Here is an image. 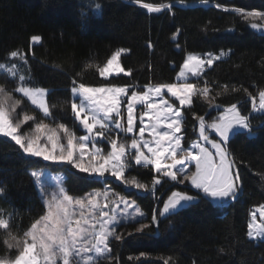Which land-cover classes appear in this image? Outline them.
<instances>
[{"label": "trees", "instance_id": "16d2710c", "mask_svg": "<svg viewBox=\"0 0 264 264\" xmlns=\"http://www.w3.org/2000/svg\"><path fill=\"white\" fill-rule=\"evenodd\" d=\"M144 2H171L174 15L167 11L150 13L133 0H0V63L10 61L8 54L12 50L27 53L30 80L26 86L48 89L51 107L57 101L68 99L65 72L69 69L79 73V79L88 84L98 86L110 82L142 88L147 83L175 82L189 53L230 49L226 59L215 62L202 77L192 82L200 86L207 81L212 95L221 92L216 103L224 107L241 104V112L250 114V97L243 88L257 97L259 91L264 90V32L253 29L251 24H264V19H245L237 12L223 11L214 5L264 12V0H208L207 4L202 0H185L189 5L186 7L176 5L177 0ZM96 3L101 4L99 12L95 10ZM177 28L180 35L173 40ZM32 36H39L40 42L33 43ZM149 40L152 49L147 47ZM120 48L131 50L122 55L121 65L126 70L131 69L132 76L122 74L106 81L99 76L98 67ZM88 64L93 68H88ZM6 81L7 74L0 71V83ZM224 85L229 87L226 93L222 92ZM234 87L241 91H232ZM25 110L41 116L28 101H25ZM206 112L213 118L219 114V110L208 108L202 98L194 97L192 107L184 113L185 145L198 138V122L194 116L205 115L208 120ZM255 118L256 123L250 119L254 129L258 128L254 136L237 133L229 143L240 172L243 187L240 197L221 207L201 195L197 202L177 214L161 217L158 230H146L145 234L115 241L110 246L119 264H163L160 258L168 256H172L176 264H264V240H250L246 235L251 212L264 205V114H257ZM52 119L69 127L74 124L67 105L54 109ZM74 130L81 134L78 125ZM67 168V165L25 157L6 139L0 138V187L5 188V196L0 197V217L10 219L13 234L22 235L45 212L35 178L30 175L33 170L64 173L66 190L75 197L89 191H102V185L90 181L84 174L68 175ZM129 171L142 182H150V177L143 175L147 169ZM183 185L165 183L158 186L155 195L126 190L119 182L110 186L135 200L150 216L162 195L160 202L175 189L195 194L187 183ZM161 207L159 203V209ZM118 231L127 233L133 231V227ZM7 238L0 230V258L15 253V249L10 251L4 244ZM111 264H117L116 260Z\"/></svg>", "mask_w": 264, "mask_h": 264}, {"label": "snow or ice", "instance_id": "6c2138e0", "mask_svg": "<svg viewBox=\"0 0 264 264\" xmlns=\"http://www.w3.org/2000/svg\"><path fill=\"white\" fill-rule=\"evenodd\" d=\"M177 2L187 6L185 0ZM202 2L207 4L208 0ZM133 3L150 13L167 11L174 15L171 2L133 0ZM214 7L237 12L245 19H264V12H246L221 4ZM100 9L101 4L96 3L95 10L99 12ZM251 27L264 32V24L253 23ZM179 35L177 28L172 39L176 40ZM39 40V36L31 37L32 42ZM147 47L153 48L150 40ZM176 47L179 49L180 45L177 43ZM130 51L120 48L111 54L103 66L98 67L99 76L106 81L121 73L132 76L131 69L126 70L120 62L122 54ZM230 52V49L221 50L218 54L209 52L204 56L189 53L180 66L179 83H147L142 88L110 82L98 86L88 84L79 79V73L69 69L65 72L68 99L57 101L51 107L45 99L50 94L48 89L26 86L25 76L19 74L17 64L6 67L0 63V69L7 73V81L0 83V138L6 139L25 157L67 165L68 175L84 174L90 181L103 186L102 191H89L75 197L68 194L63 182L54 190L41 185L38 195L45 212L22 235L13 234L10 219L0 218V230L8 237L3 242L8 250L15 249L12 256L0 258V264H100L101 261L111 264L113 260L119 264L110 245L125 240L126 236L158 230L161 217L177 214L198 201L201 194L220 203L235 201L242 192V184L229 143L242 131L249 137L255 134L250 114H243L236 103L227 107L216 103L221 92L212 95L207 81L202 87L188 82L190 77H202L206 68H211ZM8 55L24 65L28 63L27 53L12 50ZM87 67L93 68V65ZM231 90L239 92L241 88ZM228 91V85H224L222 92ZM243 91L251 99L252 111L264 112V90L258 93V104L256 95L247 88ZM193 97L202 98L208 108L219 110V115L213 118L206 112L207 121L205 115L194 116L198 122V138L185 145L180 133L185 110L192 107ZM169 98H175V102L170 103ZM25 101L35 106L41 116L29 114L25 110ZM65 105L71 112L73 127L52 119L53 110ZM77 125L81 134L74 130ZM130 169L137 172L147 169L143 175L150 177V182L132 176ZM30 175L39 181L44 173L32 171ZM113 182H119L129 191L153 195L158 186L165 183L173 186L187 183L195 194L171 191L160 202L162 208L159 211L153 209L149 216L135 200L112 188ZM4 196L5 188L0 187V197ZM257 213L264 221V205L251 212L246 235L252 240H264V222H257ZM127 226H132L133 231H118ZM160 259L163 264H176L172 256Z\"/></svg>", "mask_w": 264, "mask_h": 264}, {"label": "rangeland", "instance_id": "374dc122", "mask_svg": "<svg viewBox=\"0 0 264 264\" xmlns=\"http://www.w3.org/2000/svg\"><path fill=\"white\" fill-rule=\"evenodd\" d=\"M176 5H178V6H181L180 4H176ZM187 6H189L188 4H186ZM183 7H185V6H183ZM38 42H40V40L38 41ZM33 43H37V42H33ZM220 52V51H219ZM219 52H211V53H213V54H218ZM128 52H125V53H123L122 55H125V54H127ZM207 53H209V52H207ZM207 53H192V54H196V55H198V56H204L205 54H207ZM230 54V53H229ZM229 54L228 55H226V56H224L221 60H223V59H226L228 56H229ZM122 57V56H121ZM220 61V60H219ZM120 62H121V58H120ZM217 62V61H216ZM13 63H15V64H17V69H18V72H19V74L20 75H24L25 76V84L26 83H28V81L30 80V76H29V74H28V63H27V65H24L23 64V62H21V61H19V60H14V59H12V58H10V61H8V62H2V64H4L6 67H11V65L13 64ZM214 65V64H213ZM212 65V66H213ZM207 69H209V68H206V70ZM205 70V71H206ZM0 71L1 72H4V73H6V71L5 70H3V69H0ZM7 74V73H6ZM123 73H121L120 75H122ZM194 79H196V78H189V80H188V82H190V83H193L192 81L194 80ZM176 83H179L180 81H178L177 80V77H176V81H175ZM203 85H200V86H198V87H202ZM167 98V97H166ZM194 98V97H193ZM46 99V101L48 102V96L45 98ZM169 102L171 103V102H175V98H169ZM30 103V102H29ZM259 103V100H258V97H257V104ZM31 105V104H30ZM32 106V105H31ZM33 108H35V106H32ZM213 110V109H212ZM139 111H140V109H139V107H138V110H137V116L139 115ZM41 114V113H40ZM252 114V115H251ZM257 114H264V112H254V111H252V109H251V113H250V119L252 118V121H253V123H256V115ZM219 115V114H218ZM253 116V117H252ZM206 119V118H205ZM207 121V120H206ZM138 122V121H137ZM182 128H183V126H182ZM240 133H243V131L242 132H240ZM246 133V132H245ZM180 134H182V130H181V133ZM183 135V134H182ZM255 135V134H254ZM253 135V136H254ZM29 158H31V157H29ZM33 171H42L43 173H44V175L39 179V181H37L36 180V178H35V182H36V185H37V188L38 189H40V186L41 185H43L44 186V188H47V189H51V190H54V188H55V186H57V185H59L60 184V182H63V186L65 187V189H66V186H65V179H66V175L64 174V173H55V172H52V171H50L49 169H38V170H33ZM179 186V185H178ZM180 186H182V185H180ZM184 186V185H183ZM175 190H180V191H182L181 189H175ZM67 191V190H66ZM195 191V190H194ZM170 195V194H169ZM202 195V194H201ZM199 200V199H198ZM197 202V201H196ZM214 204H224V203H220V202H216V201H212ZM193 203H195V202H193ZM188 206V205H187ZM187 206H185V207H187ZM140 207V206H139ZM162 208V207H161ZM141 209V208H140ZM255 209V208H254ZM0 218H3V217H0ZM5 219H8V218H5ZM256 219H257V222H264V221H261V217H260V214L259 213H257V217H256ZM251 221V215H250V219H249V222ZM249 222H248V224H249ZM250 239V238H249ZM250 240H252V239H250ZM259 240H262V239H256V240H254V241H259Z\"/></svg>", "mask_w": 264, "mask_h": 264}, {"label": "water", "instance_id": "95a60500", "mask_svg": "<svg viewBox=\"0 0 264 264\" xmlns=\"http://www.w3.org/2000/svg\"><path fill=\"white\" fill-rule=\"evenodd\" d=\"M248 102L251 103V99H249ZM237 106L240 107L241 104H239V105H237ZM255 129H258V128H255ZM236 167H237V166H236ZM179 186H180V185H179ZM242 192H243V187H242ZM242 192H241L240 194H238V196H237L236 199H238V198L240 197V195L242 194ZM162 198H163V195L160 197V199H159V201H158V203H157V205H156V209H157V211H158V209H159V203H160V200H161ZM233 202H234V201L229 202V203H224V204H216V205L221 206V207H225V206H228L229 204H231V203H233Z\"/></svg>", "mask_w": 264, "mask_h": 264}]
</instances>
